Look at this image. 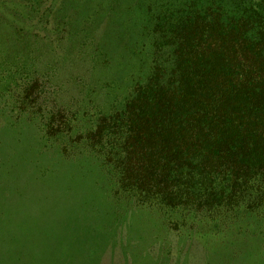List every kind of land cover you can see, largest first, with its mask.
<instances>
[{"label":"rangeland","instance_id":"1","mask_svg":"<svg viewBox=\"0 0 264 264\" xmlns=\"http://www.w3.org/2000/svg\"><path fill=\"white\" fill-rule=\"evenodd\" d=\"M188 3L0 0V264H264V216L140 206L74 142L172 66L179 41L159 26ZM241 14L228 5L224 21ZM64 125L73 137L52 135Z\"/></svg>","mask_w":264,"mask_h":264},{"label":"trees","instance_id":"2","mask_svg":"<svg viewBox=\"0 0 264 264\" xmlns=\"http://www.w3.org/2000/svg\"><path fill=\"white\" fill-rule=\"evenodd\" d=\"M201 1L159 26H173L165 38L179 41L172 66H155L123 109L74 142L103 157L117 197L140 206L215 221L264 216V0ZM228 5L241 6V16L224 21ZM74 129L52 135L73 137Z\"/></svg>","mask_w":264,"mask_h":264}]
</instances>
